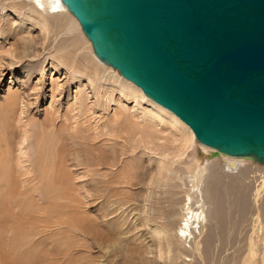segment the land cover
I'll use <instances>...</instances> for the list:
<instances>
[{
    "label": "rangeland",
    "instance_id": "obj_1",
    "mask_svg": "<svg viewBox=\"0 0 264 264\" xmlns=\"http://www.w3.org/2000/svg\"><path fill=\"white\" fill-rule=\"evenodd\" d=\"M7 2L16 3L21 10H16V18L6 12L0 23L8 32L17 31L8 35L0 29V105L8 95L18 101L13 121L4 132L13 180L8 181L11 202L6 199L0 207V264H27L26 254H37V264H227L238 251V264H258L248 243L253 230L264 224L263 213L259 215L256 209L264 200V165L249 158L230 170L219 156L208 155L206 167L199 174L197 169H202V164L196 159L200 158V145L194 155L192 151L177 157L179 133L166 122L150 119L152 108L146 101L115 92L116 78L123 79L117 76L119 73L97 67V79L89 74L92 48L81 30L60 32L59 26L67 19L50 17L53 30L42 45L43 33L30 7L23 0ZM73 44L83 49L77 55L81 60L74 64ZM38 146L47 156L56 158L49 164L50 180H39L36 175ZM161 153L168 155L169 165L174 162L169 175L172 181L156 188L148 182L156 175ZM57 173L66 177L70 194L58 188ZM191 175L198 177L206 191L211 212L209 196L219 200L216 202L224 212V226L217 230L210 219L209 227L200 236L195 234L194 244L176 237L178 214L172 217L175 225L167 239L159 241L145 223L146 216L153 215L145 199L151 194L159 197L155 195L158 191L175 192L181 198L184 185L193 180ZM43 182L52 185L48 186L52 189L46 202ZM54 191H59L62 200L52 194ZM69 201L77 211L69 207ZM243 202L249 207L244 213ZM75 219L95 223L97 231L108 237L93 241L83 236L74 228ZM60 225L65 231L57 234L55 231H63ZM34 233L40 243L29 245L34 236L30 234ZM15 239L18 242L13 244ZM227 239L231 244L224 246L221 241ZM45 252L54 257L45 256Z\"/></svg>",
    "mask_w": 264,
    "mask_h": 264
},
{
    "label": "water",
    "instance_id": "obj_2",
    "mask_svg": "<svg viewBox=\"0 0 264 264\" xmlns=\"http://www.w3.org/2000/svg\"><path fill=\"white\" fill-rule=\"evenodd\" d=\"M95 56L200 144L264 164V0H60Z\"/></svg>",
    "mask_w": 264,
    "mask_h": 264
},
{
    "label": "bare ground",
    "instance_id": "obj_3",
    "mask_svg": "<svg viewBox=\"0 0 264 264\" xmlns=\"http://www.w3.org/2000/svg\"><path fill=\"white\" fill-rule=\"evenodd\" d=\"M7 1H10V0H0V23H1V21H4L3 19L6 18L5 17L6 12L10 11L14 15V14H17V12H18L16 10L21 7V6L19 7L16 3L7 2ZM23 2L26 4V6L30 7V10H32L34 12L35 16H32V18L37 17V23L36 24L40 27V29L42 30V33H43V38H42L43 40L41 43L42 45L46 44V41L49 40L50 34L53 30V26H52L50 20L48 19L50 17H57V18L58 17H65L67 19L66 22L62 26H59L58 29L60 32H66V34H68V32H71L72 30H77L79 33L82 31L77 20L67 11V9L65 8V6L62 4V2L60 0H23ZM19 10H21V9H19ZM15 18H16V16H15ZM2 26H4V24H2ZM2 26H0V29H4L3 32H6L8 28L6 27V25L4 27H2ZM12 31H13L12 33H11V30H10V32L7 31L9 34L7 32L6 33L8 35H11V34H14V32H17L15 29ZM84 36H85V34H84ZM86 44L89 45L90 48H92L91 43L88 39L86 41ZM72 49H73L72 56L74 58L72 64H74V63H76L77 60H81V59H77V55L83 49L76 44H73ZM91 53L93 55V59H88V62L90 64V67L88 68V70H89L88 72L91 76H93V78L97 79L96 75L99 74V70L97 69V67H105L106 68L109 66L105 65L100 60H98V58L95 56L93 50ZM20 60H21V58H20ZM109 68H111V67H109ZM113 70H115V69H113ZM115 71L117 73H119L117 70H115ZM116 72H115V74H116ZM1 73H2V70L0 69V76H2ZM117 76L119 78L122 77L120 74ZM115 78L116 77H114V79ZM115 85L116 86L113 90L115 92L119 93L120 95L126 96V98L140 99V100L146 101L148 104H150V106L152 108L151 111L153 114L152 116L151 115L149 116L150 119L156 120L158 122H166L170 128H172L175 132L179 133L180 139L178 140V148L176 149L177 157L182 158L188 152L191 153L193 151V153H191V156H192V155H194L195 149L197 148L196 146L200 145V147H202L201 153L198 154L200 158L196 159L197 163L202 164V166H201L202 169L201 168H200V170L197 169L199 174H201L204 171V168L206 167L205 163L208 160V155L209 156L210 155L211 156H219L224 161L225 167L230 169V170L237 169V167L240 164L239 162L241 160L252 158V157L228 156L226 154L217 152L215 149H212L210 147H207V146L200 144L199 142H197L195 140L193 132L191 131V129L186 124H184L173 113H171L170 111L166 110L165 108L159 106L158 104H156L155 102H153L152 100L147 98L143 94V92L137 86H135L133 83L129 82L128 80H126L124 78L121 80H118L116 78V84ZM17 105H18L17 97L14 95H8L7 99H5V101L0 105V207L2 206L4 201H6V199H7V201L10 199L11 196L8 194H10V192H12L11 186L8 183L9 180H13V178H12L13 174H12L10 158H9V153H8V141H7L8 136L4 132L7 128V126L11 125V122L13 121V118L15 116V109H16ZM2 137H3V139H2ZM40 137L42 139H44L43 134ZM36 150H37L35 153V155H36L35 167L37 169L36 175H37V177H39V180H44V181L50 180L51 178L48 179L49 178V167H50L49 164H52V162L56 158H50L49 156H47L46 151L41 146H38ZM61 152H63V149L61 150ZM160 156L161 157L159 158L156 175L150 176V179L148 182V183H150L152 181V183H150V184L154 185L156 188H159L160 186H165V183L172 181L171 178L169 177V175L173 173V169H171V167H172V164H174V162L171 163V165H169L166 162L168 155L161 153ZM73 157H74L76 163L80 164V162L78 161V157L76 156L75 153L73 154ZM192 158L193 157H191V159ZM62 159H63V157H62ZM88 161H91V160H88ZM94 161L95 160L93 159V162ZM81 162H83V160H81ZM192 162L194 163V158L191 161V163ZM256 163L259 164L258 162H256ZM87 164H88V162H87ZM260 165H264V164H260ZM55 179L59 180L58 183H60V186H58V188L60 187V189L63 190V192L65 189L69 192V190H68L69 186L66 182L67 180H66V177H64V174H62V173L58 174L57 173ZM191 179H193V180L189 179V185L188 186L184 185V187H183V191H184L183 194L184 195L181 198L180 197L177 198L178 194L175 192L172 193L171 191L155 192V195L159 194V197L158 196H152V194L150 196H148L147 198L145 197L146 198L145 202L146 203L149 202V207L153 213V215L151 214V216H150L151 218L150 217L148 218L146 216L145 223L149 224V228L153 232H155L154 233V234H156L155 236L159 237V239H158L159 241H162V237L164 238V240L167 239V234L169 233L171 228L175 225V220L172 217H174L175 215H178V214L180 215V222H179L178 229L176 232V237H178L180 239L184 238L185 241L189 239L194 244H196L195 241L197 239V236H200L201 232L206 227H209L210 219H213V221L215 222V226H216L217 230H218V228H222L224 226L223 225L224 224V222H223L224 212L220 206L221 204L216 202L219 200L216 199V197H214V196H211V195L209 196V199H210V201H212V204H213V210L211 212L212 207L208 203L206 191L200 185V181H199L198 177L196 175H193ZM140 182H142V181H140ZM48 186H52V185H47L46 183H44L43 187H42V194L44 196L45 202H46L48 196L51 194L50 190L52 189L51 188L50 190H48ZM263 186H264V184H263ZM53 190H55V189H53ZM61 190H59L60 193H61ZM59 191H54V192H52V194H54L57 197V199L62 200V197L60 198ZM2 192H3V194H2ZM69 194H70V192H69ZM255 195H256V198L259 197L258 191H256ZM96 198H100V197L96 194ZM63 199H65V198H63ZM10 202L11 201H8V204H10ZM13 202L15 204V201H13ZM256 203H257V201H256ZM70 204H72L71 201H69V205ZM259 204L260 205L258 206V208L256 207V209L259 212V215H260V213H263V218H264V200L261 201V203H259ZM178 205H180L179 210L176 209V207ZM60 207L61 206H58V208H60ZM69 207H73V206L70 205ZM61 208H60V210H61ZM73 208L76 211L78 209V207L76 208V206ZM248 208L249 207L243 202V204L241 206V211L244 213ZM65 209L66 208H64V210ZM56 214H57V211H56ZM239 216L241 218L244 217L243 215H239ZM257 217H259V216L257 215ZM74 221L76 223L74 225V228H77L78 232L83 234V236L85 235V236L92 237L93 241L94 240L95 241H97V240L101 241V239H104L105 236H107V234L99 233L97 231V226L95 223L80 222L77 219H75ZM60 227H61V225H60ZM59 229L60 228H58V230ZM61 230H63V231L60 232V230H59V231H55V233L61 234L65 231L63 228ZM196 233L198 234L197 236L195 235ZM222 233H223V231L220 232V236H222ZM38 234H40V233L38 232ZM30 235H34V236L28 241V244L29 245H38L40 243V240L34 239L37 234L34 233V234H30ZM17 242H18L17 239H15L13 241V244H16ZM210 242H211V240L208 239V243H210ZM221 242L223 243L224 246H228L231 244V241L229 239L222 240ZM260 245L263 246L262 249L260 248ZM166 246L168 248V252H170V249H169L170 244L168 242H167ZM249 249L252 250V255H255L254 263L264 264V224L262 225L261 228L253 230L251 236H249L248 250ZM196 251H197V249H196ZM239 252L240 251L236 252L231 258H228L227 264H238L237 258L238 257L240 258V256L238 255ZM47 253L48 252H45V256L54 257L53 254L48 255ZM258 253H260V254H258ZM257 254L261 256L260 262H257ZM26 255L27 256L24 259L27 262V264H37V262H36V259L38 258L37 254H33L32 256H29V254H26ZM203 259H204V257H203Z\"/></svg>",
    "mask_w": 264,
    "mask_h": 264
}]
</instances>
